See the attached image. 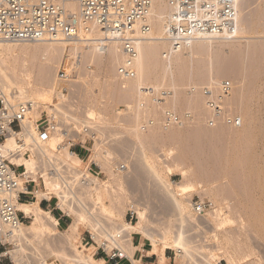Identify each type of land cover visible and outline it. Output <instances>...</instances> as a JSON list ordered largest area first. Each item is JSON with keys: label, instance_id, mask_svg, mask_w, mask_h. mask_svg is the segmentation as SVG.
Listing matches in <instances>:
<instances>
[{"label": "rangeland", "instance_id": "374dc122", "mask_svg": "<svg viewBox=\"0 0 264 264\" xmlns=\"http://www.w3.org/2000/svg\"><path fill=\"white\" fill-rule=\"evenodd\" d=\"M240 1L242 12L240 10L237 36H244L245 39L234 43L224 40L196 42L192 48L185 47L173 55L174 69L166 72L159 65L163 63V51L169 53L172 50L168 43L167 46H160L159 52H151L149 60L152 62L148 61L150 64L147 62L141 70H137L138 76L131 80H121L116 73L124 58L118 62L105 61L101 46L92 47L103 59L94 63L87 57L89 64L86 58L87 64L78 69L75 80L62 83L57 78L60 68L52 70L51 82L38 76L39 79L40 66L43 69L41 72H44L40 58L26 57L10 44L0 45L1 69L8 70L5 73L14 83H11L12 87H7L9 83L2 85L0 81V85L11 97L18 96L20 88L26 97L39 102L32 115L34 121L39 120L42 113L56 111L58 119L70 132L85 125L96 134V139L87 145L88 150L76 148L85 161L83 164L70 158L67 152L60 156L69 170L87 167L91 156L93 161L107 167L99 176L102 179L98 195L88 194L87 191L93 204L90 209L92 217L111 230L119 225L125 227V222L129 223L126 218L128 209L131 203L135 204L138 211L148 215L147 231L158 242L160 250L163 249V241L172 244L180 231L184 233V245L191 258H181L184 251L179 253L178 249L170 247L163 252L166 264H264V0ZM156 5L157 15H164L165 18L161 21L153 16L156 19H152L154 23L151 21V33H159L165 27L170 11L168 0H156ZM35 45L38 46L30 44L27 47ZM55 46L70 48L61 44ZM82 46L79 45L81 48L76 49L74 54L83 51ZM158 62L159 65L156 64ZM25 64L31 67L27 70ZM88 66L92 69L88 70ZM29 70L33 72L32 77L27 76ZM224 81L233 84V94L227 106L241 115L243 125L240 128L209 127L204 123H187L170 130L164 128V110H173L181 116L191 112L204 120L209 118L212 113L206 106L202 90L216 88ZM194 87L197 90L191 93ZM63 88L67 89V93L62 94ZM141 89L155 90L156 93H170L177 89V96L176 99L167 97L166 103L158 106ZM150 121L154 125L143 131L142 126ZM60 141L63 139L53 137L47 143L48 149L55 150ZM112 163L125 168L117 171ZM90 166L99 172L95 163ZM183 171L191 176L188 184H184ZM39 183L43 190H38L46 192L43 179ZM51 189L61 201L60 208L61 198L67 193L54 185V181ZM179 193L182 195L178 196ZM98 198L103 201L100 205ZM199 200L215 205L213 210L200 218L192 210V202ZM27 201L35 202L37 199H26L24 202ZM176 201L185 211L183 224ZM58 204L59 201L53 199L51 206L45 210L52 212L59 221V231L64 238L72 234L68 231L75 220L71 212L83 210H72L70 216L63 218ZM112 212L117 217H112ZM92 217L87 214L86 222L76 235L80 250H83L82 246L93 247L82 242L86 236V225L93 224ZM31 223L32 220L28 219L25 225ZM27 235L32 242L24 244L23 253H26L24 257L20 255L26 264H41L44 258L48 264H66L56 258L55 255L59 254H53L59 248L48 247L51 249L48 251L42 242L38 249L41 243L37 244L39 241L33 239L31 233ZM133 238V246L127 247L133 257L137 247L146 250L134 259L141 260V264L157 263L158 256L153 255L154 241L140 234ZM43 247L45 250H41ZM14 249L15 245L10 243L9 251ZM175 251L178 253L174 254ZM95 252L96 249L92 248L91 253L95 255ZM94 258L98 261L107 259L104 256Z\"/></svg>", "mask_w": 264, "mask_h": 264}, {"label": "built area", "instance_id": "2783aa9c", "mask_svg": "<svg viewBox=\"0 0 264 264\" xmlns=\"http://www.w3.org/2000/svg\"><path fill=\"white\" fill-rule=\"evenodd\" d=\"M71 3L77 4V12L68 8ZM152 5V0H0V45L72 43L80 38L81 32H89L93 26L101 33L103 40L120 44L124 60L117 69L119 77L122 80L135 79L138 76L136 43L152 31L149 19ZM168 6L170 11L165 27L173 49H183L199 38L231 39L239 33L237 0H168ZM77 56L76 53L69 56L60 67L57 74L60 82L70 83L76 78L79 68L74 64ZM87 69L91 70L92 67L88 66ZM61 92L67 93V89L63 88ZM167 93L143 91L158 106L166 103ZM232 94L233 84L230 81L222 82L216 88H204L202 95L207 99L212 113L209 118L204 120L191 112L181 116L173 110H164L163 126L170 130L181 128L187 123H204L209 127L240 128L243 125L241 115L236 109L227 106ZM10 95L0 85V264H14L9 253L10 242L7 241V236L30 219L17 208V203L26 199H37L34 192L40 189L32 177L26 178L24 168L14 165L11 158L32 156L59 134L63 136L60 147L76 154H79L77 147L88 150L89 142L96 139V134L85 125L70 132L60 122L56 111L42 113L41 118L34 121L32 115L35 113L36 104L32 101L15 103ZM153 125L154 122L150 121L141 129L146 131ZM8 136H14L16 140V149L13 152H6L3 146ZM38 159L40 163L37 169L41 172L40 154ZM57 162L58 166L52 172L64 191L70 195L67 202L69 207L65 211L60 209L61 201L54 192H48L41 204L46 203L50 207L53 199H57V208L62 211L63 218L70 216L71 209L83 208L92 217L90 209L93 204L89 201L86 189L91 184L90 177L100 176L103 174L102 170L95 164L99 172H95L90 166L88 174H80L77 178L60 160ZM115 168L119 171L125 166L116 165ZM21 180H26L29 192L20 191ZM214 207V203L210 201L192 202L193 213L198 218L204 217ZM126 218L130 224L138 221L135 204H131ZM92 222L93 224L86 225V236L82 242H86L87 246L92 244L96 249L94 257L104 256L108 260L107 264L131 261L125 251L127 239L124 234L111 232L104 223L93 217Z\"/></svg>", "mask_w": 264, "mask_h": 264}, {"label": "bare ground", "instance_id": "6f19581e", "mask_svg": "<svg viewBox=\"0 0 264 264\" xmlns=\"http://www.w3.org/2000/svg\"><path fill=\"white\" fill-rule=\"evenodd\" d=\"M240 2H241L240 0H237V10H238L239 18H241L240 17V10H241L240 6L242 4ZM152 3H153L152 11H151L150 18H149L150 22L152 21V23H154L153 22L154 20H152V19H156V18H154L155 15H156V17L160 18L161 21H162L165 17H164V15H161V14L157 15V13H156V10H157L156 0H152ZM68 8L70 10H72L73 12H77V4L76 3L69 4ZM241 12H242V10H241ZM241 29L244 30L243 26H242ZM151 34H152L151 37L144 38L143 40H140V41H138L136 43V48H137V52H138L137 60H136L137 70H141V68H143V66L145 64H147L148 61L152 62L150 60L152 58V53H154V50H155V52L156 51L159 52L160 46L161 47L167 46V44L169 43L165 27H163V29L161 31H159V33H150V35ZM245 38L246 37H244V36H236L235 38H231V39H229V38H199V39H196L193 42L187 44L186 48H192L193 44H195L196 42H201V41H213V40L214 41L215 40L218 41V40H221V42H222V40H224L225 42H228V43H230V42L234 43L235 41H238V40H241V39H245ZM6 44L7 45L10 44L15 49H19L20 52L23 53L26 57H28V56L32 57L33 56V57H35L34 60H36V58H40V64L42 65V68H44V72H41V71H43V69L41 70V66H40V69H39L40 73L37 72L40 75H38L37 73L36 74H37V77L40 76V77L43 78L42 80H47V82H49L48 80H50V82L52 80L51 79L52 78V70L54 68L59 69L63 65V63L66 62L68 57L74 54L76 49H80L81 48V47H79V45H84V46H82V49H84V50L77 53L78 56L76 57V62L74 64L76 66V68H80L84 63H86V61L88 60L87 57H90L94 63H97V61H100V59H103L101 57L102 55L99 54V53L97 54V52L93 49L94 48V47H92L93 45H95V47L101 46L103 48V50L105 52V55H104V60L105 61L114 60V61L118 62V60L122 59V57L124 58V54H123V52L121 50V46H120V48H118V45H120V44L117 43V42H114V41H108L106 39L103 40V37H102L101 33L93 26H92L91 30H89V32H85V31L81 32L80 38L76 39L72 43L34 42V43H6ZM27 44L28 45H30V44H38V46L35 45L36 47L35 46L34 47L33 46L32 47H27L28 46ZM40 44H42V45H40ZM52 44H53V46H52ZM54 44L67 45V46H70V48H68V47L66 48L65 46L62 47V48H59V47H56V46L54 47ZM169 46L171 47L170 43H169ZM171 49L172 50L169 49L170 50L169 53H166V52L163 51V53L161 55L162 59H163L162 65H159L160 62L156 63L159 66H163V68H164L163 70L166 71V72L167 71L169 72L170 70L174 69L173 68V63H172V56L177 54V53H179L182 50V49H178V48H174V49L171 48ZM114 53H115V55H114ZM158 56H159V54H158ZM90 58H89V61L91 60ZM85 59H86V61H85ZM50 60H55L56 62L55 63H51ZM175 61H176V59H175ZM175 61H174V63H175ZM87 63H88V61H87ZM1 65H2V63H1ZM1 67H3V66H0V70H1L0 71V74H1L0 75V81H1L2 85H5L6 83H9L10 85H7V87L8 86L12 87V84H14V83L11 81L10 77L5 73V71L7 69H4V71H2ZM24 67L28 70V68L31 67V66L28 67V65L25 64ZM34 67L35 66H33L32 68L34 69ZM7 73H8V70H7ZM27 73H28L27 74L28 77L33 75V74H31V73H33L31 71L27 72ZM117 76H118L119 79H121L119 77L118 73H117ZM28 77H27V79L30 80L31 78H28ZM40 77H38V78L41 79ZM8 79H10V80H8ZM12 80H14V79H12ZM11 90H13V89H11ZM148 90H150V89H148ZM196 90H197V87L192 88V92L191 93H194ZM140 91L143 93L144 90L141 89ZM17 93L19 94L18 96L15 95V96L11 97V99L15 103L32 101V102H34L36 104V110L38 109V107H39V105H38L39 102L38 101L35 100L36 101L35 102L34 98L26 97L25 94H24V91L22 89H20V88L18 89ZM167 94H168V97L172 96V98L176 99L177 89L174 92H170V93L168 92ZM203 98L205 100L206 106L209 108L207 99L204 96H203ZM57 137L61 138V140L63 138L62 134H59ZM61 143H62V141H60V143L58 144V146L56 147L55 150H49L48 146L46 144L42 148H40L38 151H35L33 153V155L30 156V157H16V156H13L11 158V161L13 162L14 165H17V166H20V167L24 168L23 171H25V173H26V178L27 177H32L34 182H36L39 186H40L39 181H41L40 179H43V182H44V184L46 186L45 188H47L46 192H40L39 191V190H41V191L43 190L42 185L40 186L39 190L36 189V191L34 193H35V195L37 197V201L28 202V203H22V202H18L17 203V208L21 212H23L27 217H29L30 220H32V223L30 225H25V224L22 225L19 229L15 230L11 235L7 236V241H9L10 243L15 245V249L12 250V251H9V253L11 254V260H12V262L14 264H26V262L24 261L25 259L23 260L20 257V255L23 256V254L26 253V252L23 253L24 252V247H25L24 244H26V242H32L27 237L28 233H31L33 235V239H36V240L39 241L38 243H37V241H35V244L36 243L37 244L41 243L40 246L38 247V249L43 244H44L43 246H45V248L47 247L46 249H48V251H50L52 249V247L59 248L56 252L54 251L53 254H59V255H55V256H57L56 258L59 261L63 260L64 263H66V264H107L108 263V260L106 258H104L106 260H103V261H98V260H96L94 258V255L91 253V250L94 247L88 248V247L82 246L83 250H80V248L77 246L76 240L78 239V236L76 238V235L79 232L80 226L82 224H84L86 222V220H87V214L88 213H87L85 208L82 209L83 211L80 210L81 212H79V213L78 212L75 213L74 211L71 212V214L75 216V220L73 221V223L71 225H69L68 231L71 232L72 234L71 235H65L66 237L63 238L61 233H60V231H59V226H60L59 221L55 218V216H53V214L50 211H46L45 209H43L41 207V201L44 199L46 194H48V192H53L52 189L49 190L50 185L53 184V181H54V185H57L58 187L63 189V187L60 185V181L58 180V178L52 172L58 166L57 160L58 161L60 160L62 162L61 157H60L61 153L67 152L69 154L70 158H75L81 164H83L85 162L80 157L79 154H76V153H73V152H69L68 149L61 148L60 147ZM3 146H4V149H5L6 152H13L16 149V140H15L14 136H8ZM38 154L41 155V169H42L41 172H39L38 169H37L38 165L40 163V160L38 159ZM106 155L108 157L109 156L111 157V154L107 153ZM55 158L57 160H55ZM88 161H89L88 162L89 165H87V167L81 168V169H78V170L72 169V170H70L71 173L75 174V176L77 178H78V175H80V174H88L90 165L92 163H95L98 167H100V169L102 170L103 174H104V171L107 170V167H102V165H100L98 162L93 161L92 160V156L89 158ZM61 162H59V163H61ZM64 165H66V164H64ZM67 166L68 165H66V167ZM111 166L114 167L116 165L112 163ZM110 168H112V167H110ZM119 171H121V170H119ZM182 175H183V181H185L184 184H188L189 180L191 179L190 174L187 171H183ZM89 177H90V175H89ZM100 178L101 177H99V176L90 177L91 184H90L89 188L86 189V192L88 191V194L98 195V192L100 191L99 190L100 184H101ZM21 184H22V188H21L20 191L29 192V190L27 189V186H26V180H21ZM51 188H54V187L51 186ZM56 188L57 187L55 186L54 189H56ZM60 194H62V193H60ZM181 195L182 194H180V193L178 194V196H181ZM68 197L70 198V195L66 194L65 197L61 198L62 199V205L60 207L61 209H66L67 208V206H68L67 205V202H68L67 198ZM98 201H99V205H100L101 202H103V201L100 202V199ZM176 202L178 204V208L177 209H179V215H180L181 220H182L181 224H183L184 215H185L184 212L185 211L183 210V207H181L182 205L180 204V202L179 201H176ZM103 205H104V203H103ZM103 205H101V206L103 207ZM104 207L108 208L107 205H104ZM106 208H104L103 210H105ZM71 210H75V209H71ZM107 211H109V210H107ZM112 215H111L112 217L116 216V215L113 214V212H112ZM147 223H148V215L145 212L139 210L138 211V222L136 224H130V223L125 222V227H124V225L122 226V225L118 224L120 227H117L114 230H111L109 228L111 230V232H113V233H122V234H124L125 239H127L126 242H125V245H126L125 249L127 250V253H128L127 256L132 261L133 264H141V262H142L141 260L137 261L136 259H134L135 258V253H134V257H133V254L128 252V249H127L128 246H133V241L135 240V238H132V236H133L134 233L140 234V235H145V237H148V238H150V239H152L154 241L153 244H155L154 245L155 249H154L153 255L158 256V259H159L158 262L155 263V264H166L167 259L165 258L163 252H164L165 249L170 248V247H173V248H176L178 250L184 251V254H182L181 258H184V259L185 258L186 259L191 258V255L187 252L186 247L184 245L185 244L184 243L185 235H184V233L182 231L179 230L180 232L175 237V239L173 240L172 244L169 243L168 241L167 242L163 241V249L160 250L158 248V242L156 240H154V238L147 231V229H148L147 228L148 227ZM57 236H59V237H57ZM31 238H32V236H31ZM42 242H43V244H42ZM48 247H51V249H49ZM43 249H44V247L41 248V250H43ZM48 251H46V253ZM44 252L45 251H43V253ZM43 253H41V254H43ZM41 264H48L46 258L43 259Z\"/></svg>", "mask_w": 264, "mask_h": 264}, {"label": "crops", "instance_id": "0c3cea01", "mask_svg": "<svg viewBox=\"0 0 264 264\" xmlns=\"http://www.w3.org/2000/svg\"><path fill=\"white\" fill-rule=\"evenodd\" d=\"M22 203H28V201L27 202H22ZM43 204V203H42ZM42 204H41V207H42ZM46 206H47V204H46ZM46 208H48V207H46ZM55 209H53L52 211H54ZM52 213V212H51ZM136 233H134L133 234V236H132V238L134 237V235H135ZM135 243V242H134ZM146 252V250H145V248L144 247H141V246H139V247H137V249H136V251H135V258H137V255L138 254H144ZM125 263H127V264H133L131 261H126Z\"/></svg>", "mask_w": 264, "mask_h": 264}, {"label": "trees", "instance_id": "16d2710c", "mask_svg": "<svg viewBox=\"0 0 264 264\" xmlns=\"http://www.w3.org/2000/svg\"><path fill=\"white\" fill-rule=\"evenodd\" d=\"M46 207H47V206H46V203H43V204H42V208L45 209Z\"/></svg>", "mask_w": 264, "mask_h": 264}]
</instances>
